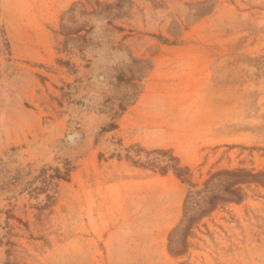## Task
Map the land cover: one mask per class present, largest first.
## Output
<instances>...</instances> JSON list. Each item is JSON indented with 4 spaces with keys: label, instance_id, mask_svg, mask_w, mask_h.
<instances>
[{
    "label": "rangeland",
    "instance_id": "obj_1",
    "mask_svg": "<svg viewBox=\"0 0 264 264\" xmlns=\"http://www.w3.org/2000/svg\"><path fill=\"white\" fill-rule=\"evenodd\" d=\"M224 170L264 173V0H0V264H264V176L183 216Z\"/></svg>",
    "mask_w": 264,
    "mask_h": 264
},
{
    "label": "trees",
    "instance_id": "obj_2",
    "mask_svg": "<svg viewBox=\"0 0 264 264\" xmlns=\"http://www.w3.org/2000/svg\"><path fill=\"white\" fill-rule=\"evenodd\" d=\"M173 170L176 177L182 181H187L189 175L187 167L174 168ZM258 176H264V173L254 174L246 170H224L212 174L204 182L203 189L187 191L184 199L183 216L187 217L189 215L186 205L191 201L195 202L196 209L193 211V215L188 216V220L198 218L208 212L218 201L233 202L240 200L243 196L241 185ZM220 191L224 192V194Z\"/></svg>",
    "mask_w": 264,
    "mask_h": 264
},
{
    "label": "crops",
    "instance_id": "obj_3",
    "mask_svg": "<svg viewBox=\"0 0 264 264\" xmlns=\"http://www.w3.org/2000/svg\"><path fill=\"white\" fill-rule=\"evenodd\" d=\"M213 69H214V65H213V63L211 62V63H209V65H208V71L210 72V79H209V81H210V84L212 85V86H216L215 84H214V71H213ZM219 85V84H218ZM220 86V85H219Z\"/></svg>",
    "mask_w": 264,
    "mask_h": 264
}]
</instances>
